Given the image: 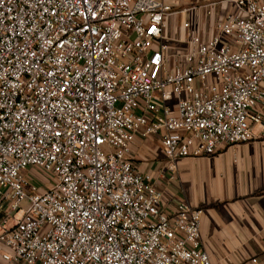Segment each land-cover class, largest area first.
Returning <instances> with one entry per match:
<instances>
[{"label": "built area", "instance_id": "built-area-1", "mask_svg": "<svg viewBox=\"0 0 264 264\" xmlns=\"http://www.w3.org/2000/svg\"><path fill=\"white\" fill-rule=\"evenodd\" d=\"M171 14L165 0H0V264H211L202 211L167 213L132 146L156 138L174 171L253 138L264 0L174 41Z\"/></svg>", "mask_w": 264, "mask_h": 264}, {"label": "crops", "instance_id": "crops-1", "mask_svg": "<svg viewBox=\"0 0 264 264\" xmlns=\"http://www.w3.org/2000/svg\"><path fill=\"white\" fill-rule=\"evenodd\" d=\"M234 0H165L172 14L166 36H183L181 25L208 34L213 24L233 10ZM264 117V109L261 110ZM253 138L221 147L213 155L180 159L174 171L160 169L164 158L156 138H137L131 157L141 173H150L164 193V210L180 203L201 213V248L211 264H264V125ZM255 259L256 262L252 263Z\"/></svg>", "mask_w": 264, "mask_h": 264}, {"label": "rangeland", "instance_id": "rangeland-1", "mask_svg": "<svg viewBox=\"0 0 264 264\" xmlns=\"http://www.w3.org/2000/svg\"><path fill=\"white\" fill-rule=\"evenodd\" d=\"M33 176L38 178V179H41L42 181L39 183V186L40 185H49V178L47 175H45L43 172L41 171H34L33 172ZM31 177H32V174H31Z\"/></svg>", "mask_w": 264, "mask_h": 264}]
</instances>
